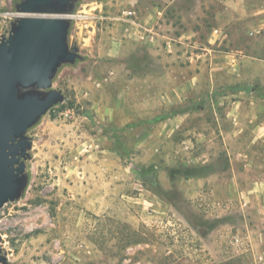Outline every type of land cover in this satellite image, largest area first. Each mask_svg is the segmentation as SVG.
I'll list each match as a JSON object with an SVG mask.
<instances>
[{"label": "rangeland", "instance_id": "374dc122", "mask_svg": "<svg viewBox=\"0 0 264 264\" xmlns=\"http://www.w3.org/2000/svg\"><path fill=\"white\" fill-rule=\"evenodd\" d=\"M21 2L0 0V39ZM62 16L76 58L27 131L1 264H255L264 0H78Z\"/></svg>", "mask_w": 264, "mask_h": 264}, {"label": "water", "instance_id": "95a60500", "mask_svg": "<svg viewBox=\"0 0 264 264\" xmlns=\"http://www.w3.org/2000/svg\"><path fill=\"white\" fill-rule=\"evenodd\" d=\"M76 1L22 0V17L0 39V210L23 188L32 147L28 129L63 100L61 92L50 89L59 66L76 58L67 43L70 22L62 16Z\"/></svg>", "mask_w": 264, "mask_h": 264}, {"label": "crops", "instance_id": "0c3cea01", "mask_svg": "<svg viewBox=\"0 0 264 264\" xmlns=\"http://www.w3.org/2000/svg\"><path fill=\"white\" fill-rule=\"evenodd\" d=\"M153 13L149 14V18L146 21L150 25L151 20H153L154 16ZM158 16V15H157ZM259 112L264 113V106H258ZM259 120L260 125H264V117L260 118ZM257 247H255V264H264V247L260 246L259 243L264 242V234L256 235ZM259 242V243H258ZM256 244V242H255Z\"/></svg>", "mask_w": 264, "mask_h": 264}]
</instances>
